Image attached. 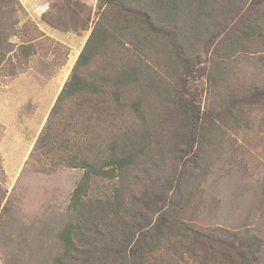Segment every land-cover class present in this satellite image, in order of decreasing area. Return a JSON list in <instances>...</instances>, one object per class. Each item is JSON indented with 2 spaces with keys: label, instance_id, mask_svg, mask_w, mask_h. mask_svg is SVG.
Returning a JSON list of instances; mask_svg holds the SVG:
<instances>
[{
  "label": "rangeland",
  "instance_id": "374dc122",
  "mask_svg": "<svg viewBox=\"0 0 264 264\" xmlns=\"http://www.w3.org/2000/svg\"><path fill=\"white\" fill-rule=\"evenodd\" d=\"M200 1L202 8L192 7L199 17L192 23L201 26V33L192 29L188 15L180 17L178 46L166 42L160 52L143 53L142 65L160 69L180 90L175 99L193 102L204 122V127L197 125L193 142L202 160L194 152L184 157L193 169L210 170L189 205L197 213L196 225L226 235L234 231L248 240L257 236L262 244L251 249L255 261L264 264V0L196 3ZM19 2L22 8L13 10V24L7 28L12 50L0 65V264H51L54 252L44 244L55 234L46 232L43 240L40 228L51 215L67 213L84 168L58 161L67 148L35 150L36 142L103 11L116 13L118 7L110 0ZM185 2L183 7L195 3ZM134 3L142 5L140 0ZM154 21L161 23L159 16ZM110 51L120 56L114 57L117 66H125L123 57L129 53L116 46ZM176 54L190 61L185 64ZM100 60L97 65L103 68L106 59ZM61 111L56 117L61 129L71 120L68 126L79 130V140L91 134L83 117L76 125L79 113L72 118V110ZM105 189L94 184L91 192ZM229 252L242 263L254 261L252 253ZM185 257L178 264L200 263L188 253ZM228 257L222 254L221 260L228 263Z\"/></svg>",
  "mask_w": 264,
  "mask_h": 264
},
{
  "label": "trees",
  "instance_id": "16d2710c",
  "mask_svg": "<svg viewBox=\"0 0 264 264\" xmlns=\"http://www.w3.org/2000/svg\"><path fill=\"white\" fill-rule=\"evenodd\" d=\"M110 1L117 12L103 11L35 146L50 152L67 148L58 161L84 168L67 213L51 215L40 228L43 240L46 232L55 234L44 244L54 252L51 264H178L179 257L188 259L185 253L199 264H260L251 249L262 244L257 236L248 240L234 231L226 235L196 225L197 213L189 205L210 170L197 165L195 170L184 157L194 152L202 160L193 142L197 125L204 127V122L193 102L175 99L180 90L160 69L142 65L143 53L160 52L167 43L178 46L180 17L188 15L192 29L201 33V26L193 23L202 2L140 0L139 7L136 0ZM185 1L195 3L183 7ZM194 4L198 6L192 8ZM16 7L22 8L19 0H0V65L12 50L6 35ZM156 16L161 23L154 21ZM115 46L129 53L122 68L114 61L120 56L110 51ZM176 55L185 64L190 61ZM100 59H106L103 68L97 65ZM66 109L73 111L72 118L81 116L75 118L76 125L83 117L89 136L79 140V130L68 126L71 120L65 124L70 129H61L56 117ZM186 116H192L191 122H184ZM99 183L106 189L92 195L91 188ZM229 251H234L232 256L252 253L254 261L242 263ZM222 254L229 256L228 263Z\"/></svg>",
  "mask_w": 264,
  "mask_h": 264
},
{
  "label": "crops",
  "instance_id": "0c3cea01",
  "mask_svg": "<svg viewBox=\"0 0 264 264\" xmlns=\"http://www.w3.org/2000/svg\"><path fill=\"white\" fill-rule=\"evenodd\" d=\"M42 7V6H41Z\"/></svg>",
  "mask_w": 264,
  "mask_h": 264
}]
</instances>
